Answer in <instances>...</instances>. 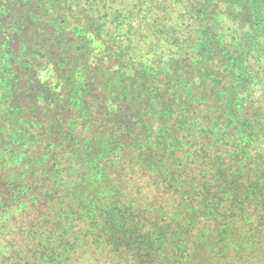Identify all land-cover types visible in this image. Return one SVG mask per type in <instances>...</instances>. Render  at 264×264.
Here are the masks:
<instances>
[{"label":"trees","instance_id":"trees-1","mask_svg":"<svg viewBox=\"0 0 264 264\" xmlns=\"http://www.w3.org/2000/svg\"><path fill=\"white\" fill-rule=\"evenodd\" d=\"M0 264H264V0H0Z\"/></svg>","mask_w":264,"mask_h":264}]
</instances>
